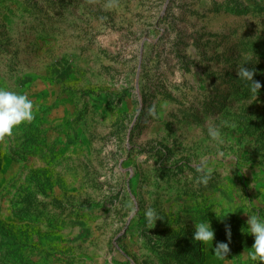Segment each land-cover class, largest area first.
Here are the masks:
<instances>
[{
  "label": "rangeland",
  "instance_id": "rangeland-1",
  "mask_svg": "<svg viewBox=\"0 0 264 264\" xmlns=\"http://www.w3.org/2000/svg\"><path fill=\"white\" fill-rule=\"evenodd\" d=\"M0 87L35 113L0 138V264H258L264 0H0Z\"/></svg>",
  "mask_w": 264,
  "mask_h": 264
},
{
  "label": "clouds",
  "instance_id": "clouds-1",
  "mask_svg": "<svg viewBox=\"0 0 264 264\" xmlns=\"http://www.w3.org/2000/svg\"><path fill=\"white\" fill-rule=\"evenodd\" d=\"M239 78L251 81L250 91L255 93L260 90L261 84L254 79V71L247 67H242L238 71ZM35 118L34 102L27 94L23 92L11 91L0 87V138L10 136L16 126L22 123L31 122ZM210 135L215 138L218 133L210 130ZM209 171H211L209 169ZM207 176L202 177L204 183H207ZM221 207H229L227 204L214 207L217 215ZM245 212L249 213L247 210ZM228 213H232L229 211ZM227 213V214H228ZM226 214V215H227ZM250 214V213H249ZM224 215L223 217H225ZM147 224L151 225L158 220L154 210L149 209L145 212ZM220 217V216H219ZM222 217V218H223ZM248 227L244 231L254 235V243L251 249L246 251V256L253 262L264 264V216L259 214H250L247 221ZM229 241L231 240L230 228L226 229ZM194 241L201 242L205 246L213 247L215 230L208 219L196 221L195 231L193 233ZM230 252L229 243L217 242L214 247V257L218 260L227 259Z\"/></svg>",
  "mask_w": 264,
  "mask_h": 264
}]
</instances>
